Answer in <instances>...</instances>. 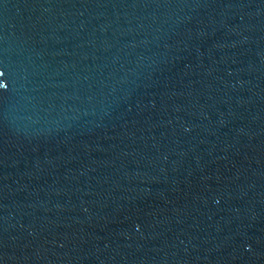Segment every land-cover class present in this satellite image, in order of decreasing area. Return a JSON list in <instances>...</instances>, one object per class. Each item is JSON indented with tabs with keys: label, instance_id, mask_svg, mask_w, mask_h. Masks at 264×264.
<instances>
[{
	"label": "water",
	"instance_id": "1",
	"mask_svg": "<svg viewBox=\"0 0 264 264\" xmlns=\"http://www.w3.org/2000/svg\"><path fill=\"white\" fill-rule=\"evenodd\" d=\"M0 264H264V0H0Z\"/></svg>",
	"mask_w": 264,
	"mask_h": 264
}]
</instances>
